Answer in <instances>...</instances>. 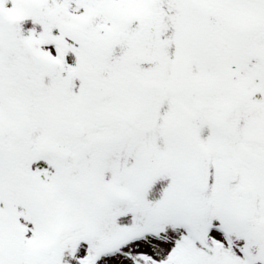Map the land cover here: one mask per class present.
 Wrapping results in <instances>:
<instances>
[{
	"label": "snow or ice",
	"instance_id": "6c2138e0",
	"mask_svg": "<svg viewBox=\"0 0 264 264\" xmlns=\"http://www.w3.org/2000/svg\"><path fill=\"white\" fill-rule=\"evenodd\" d=\"M0 264H264V0H0Z\"/></svg>",
	"mask_w": 264,
	"mask_h": 264
}]
</instances>
